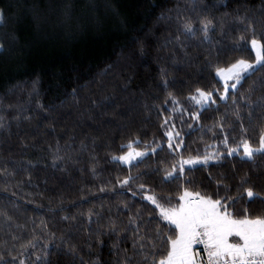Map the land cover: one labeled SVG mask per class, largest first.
Masks as SVG:
<instances>
[{"label":"trees","instance_id":"trees-1","mask_svg":"<svg viewBox=\"0 0 264 264\" xmlns=\"http://www.w3.org/2000/svg\"><path fill=\"white\" fill-rule=\"evenodd\" d=\"M191 5L192 0H0V115L10 125L9 131H0V167L7 164L11 170L12 161L35 165L28 172H17L7 184L0 178V210L12 218L5 222L0 217V253L5 260L10 259L9 252L19 254L20 245L32 238L33 229L41 235L42 220L57 237L68 227L61 216H77L86 226L89 210L100 214L102 224L111 218L126 225L137 210L143 212L140 223L147 221L153 206L141 201L139 193L132 195L137 183L131 189H121L116 183L128 176L129 166L111 160V156L121 154L119 146L129 140L139 138L152 144L155 138L164 144L163 151L149 153L138 167H132V176L141 175L142 182L164 194L176 193L184 183H164V173L156 171L159 160L173 158L156 114L167 95L160 87L161 68L167 70V79L175 81L169 90L183 100L197 86L216 84L205 68L206 57L213 63L217 59L233 61L241 55L254 60L251 51H231L234 39L240 35L252 38L249 25L255 28V38L264 35V0H196L199 16L191 11ZM178 11L194 20H212L216 28L211 33L213 44H201L198 38L185 40L187 55L175 43L164 47L179 31L175 19ZM240 18H244L243 23ZM245 28L248 31L242 32ZM261 76L264 73L245 80L240 91L246 92ZM74 89L78 102L71 97ZM261 97L264 88L256 85L251 99L256 102ZM20 105L27 108L26 115L32 119L21 118L18 124L13 118ZM38 105H43V110ZM218 105L219 111L213 106L198 122L185 116L181 125L177 117L185 158L202 156L208 145L219 143L207 129L222 118L235 125L232 135L240 138L231 102L218 101ZM241 115L255 143L264 126V111L255 109L249 120L247 109L242 108ZM220 149L224 150L222 144ZM56 156L62 159L53 167ZM233 166L240 174L248 172L264 196L262 155L252 162L227 157L208 166L197 165L192 171L186 169L185 178L193 181L190 188L212 194L221 177H227L224 183H235ZM13 200L18 207L11 203ZM61 208L66 211L60 212ZM251 208L258 212L264 210V204L256 201ZM91 227L95 230L97 225ZM156 227L155 222L145 224L142 234ZM13 236L22 239L13 240ZM74 239L83 264H114L117 256L113 245L118 239L122 241L120 248L127 249L129 255L133 252L131 232L122 231L120 237L103 235V246L93 236L91 250L86 246V227ZM42 244L35 250L37 254L44 255ZM46 258L50 264H81L80 259L58 251Z\"/></svg>","mask_w":264,"mask_h":264},{"label":"snow or ice","instance_id":"snow-or-ice-1","mask_svg":"<svg viewBox=\"0 0 264 264\" xmlns=\"http://www.w3.org/2000/svg\"><path fill=\"white\" fill-rule=\"evenodd\" d=\"M191 11L197 16L200 14L196 7V0H192ZM2 19L3 12L0 10V21ZM169 19L172 18L169 17ZM175 19L179 25V31L173 40L166 42L164 47L175 43L187 55L185 40L198 38L201 44H213L211 33L215 32L216 28L212 20L206 17L194 20L192 16H185L179 11ZM243 20L244 18H240L241 23ZM248 27L253 32L252 38L246 39L244 35L235 38L231 51L242 54L251 51L255 54L254 60H249L241 55L233 61L217 59L213 63L208 57L205 58L208 61L205 68L213 74L216 84L206 87L197 86L190 90L182 100L169 90L170 85H175V81L167 79V70L165 68L160 70V87L167 95L157 108L156 114L161 119L162 135L166 140L169 154L173 158L171 161L159 160L160 166L156 171L164 173L162 178L164 183L184 180V183L178 186L176 193H158L155 188L141 181V175L135 177L131 175V168L138 167L139 163L149 156V153L157 155L159 151L164 150V144L157 142L155 138L152 144H145L139 138L129 140L126 144L119 146L121 154L111 156V160L129 166L128 176L122 180L118 178L116 181L120 188L131 189L132 184L137 183V189L132 192V195L136 196L139 193L141 201H146L153 206L147 221L140 223L144 220L143 212L137 210L128 217L126 225H119L111 218L107 224H102L100 214L89 210L86 226L84 223L78 222L77 216H61V220L67 222L68 227L57 237L56 232L49 230L47 222L42 220L41 235H36V230L33 229L32 238L20 245L18 255H12L9 252L10 259L5 260L3 253H0V264H50L46 257L52 251L64 253L74 260L80 259L83 264V258L79 255L80 249L74 238L79 234L80 229L85 227L86 235L89 237L86 246L89 250L92 248L91 238L93 236L96 237V242L103 246V241L100 239L103 235L120 237L122 231L132 233V254L129 255L127 249L119 247L122 241L118 239L113 245L114 254L117 256L114 264H264V210L257 212L251 208V205L256 201L264 204V196H261L260 192L256 190L252 176L248 172L240 174L233 166L235 183H224L223 181L227 177H221L212 194L190 188L189 185L193 181L185 178L186 169L192 171L197 165L208 166L212 161L219 162L227 157H238L241 162H252L255 156H264V126L260 128L258 138L253 143L252 138L247 134L248 129L245 128L244 117L241 115L242 108L247 109L249 120H251L255 109L264 111V97L256 102L251 99L252 94L256 91V85L264 88V76L253 81V86L246 92L240 91L245 80L257 73H264V35L257 39L254 35L255 28L251 25ZM241 31L246 32L248 28ZM221 34H223V27H221ZM215 43L219 44L220 42L216 41ZM2 47L0 45V48ZM110 68L111 66L106 71ZM217 84L219 87L216 86ZM33 91H35V87ZM71 97L73 101L78 102L75 89L71 93ZM218 101L225 104L231 102L232 115L235 124L239 126L240 138L237 139L232 135L235 125L228 124L222 118L207 129L212 133L214 139L219 140V143L208 145L202 156L185 158L182 154L184 139L181 136V130L177 129V117H180L181 125L185 123L183 119L185 116L198 122L201 115L205 111L213 109V106H216L214 111H219ZM9 107L12 106L9 105ZM38 107L43 110V105H38ZM27 111L23 105L17 106L18 114L13 119L18 124L21 118L31 120L32 117L26 115ZM4 120L5 117L0 115V131H9L10 125L4 123ZM188 127L191 128L192 125L189 124ZM226 128L230 131H226ZM233 140L236 141L234 145L231 143ZM220 144L223 145V151L220 149ZM141 145H143L142 149ZM82 147L84 146L82 145ZM208 149L213 150L208 151ZM58 159H62V157L53 158V167L57 166ZM11 163L13 165L11 170L7 164L0 167V178L5 184L17 172H28L29 167H35L31 161H12ZM28 186L32 187L33 185L29 182ZM4 190L7 191V189ZM12 196L15 197L16 193L13 192ZM5 199L8 198L5 197ZM11 203L18 207L14 200ZM40 207L42 205H37V208ZM124 207L129 209L128 204H125ZM49 211L55 210L49 209ZM59 211L65 212L66 209L61 208ZM0 217L5 222L12 219L4 210H0ZM154 222L157 227L151 229L149 233L142 234L145 224ZM93 224L97 225L95 230L91 227ZM12 239L19 240L22 237L13 236ZM41 241H43L44 255L37 254L35 251L41 246ZM29 249L33 251L29 252ZM33 256H35L34 261L32 260ZM93 264H97V262H93Z\"/></svg>","mask_w":264,"mask_h":264},{"label":"rangeland","instance_id":"rangeland-1","mask_svg":"<svg viewBox=\"0 0 264 264\" xmlns=\"http://www.w3.org/2000/svg\"><path fill=\"white\" fill-rule=\"evenodd\" d=\"M254 54V53H253ZM254 56H255V54H254ZM122 165V164H121ZM123 166H127V165H123Z\"/></svg>","mask_w":264,"mask_h":264}]
</instances>
